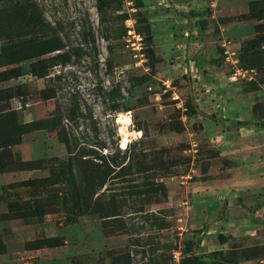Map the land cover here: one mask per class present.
<instances>
[{
  "label": "rangeland",
  "instance_id": "1",
  "mask_svg": "<svg viewBox=\"0 0 264 264\" xmlns=\"http://www.w3.org/2000/svg\"><path fill=\"white\" fill-rule=\"evenodd\" d=\"M212 254L264 264V0H0V264Z\"/></svg>",
  "mask_w": 264,
  "mask_h": 264
},
{
  "label": "trees",
  "instance_id": "2",
  "mask_svg": "<svg viewBox=\"0 0 264 264\" xmlns=\"http://www.w3.org/2000/svg\"><path fill=\"white\" fill-rule=\"evenodd\" d=\"M36 44H37V41L34 42L33 39L27 40V41L26 40H22V41H20V45L18 47H20V48H23V47L31 48V47H33ZM29 58H31V57H29ZM206 117L209 120H211L212 122H214L216 124H219V125H221L222 127H224L225 129H228V130H240L242 128H246V127L253 126V125L261 126V124L253 123V122H250V121H238V122H236V123H234L232 125H228L225 120L217 118V116H215V115H208ZM238 204L240 206L246 208V206H244L242 204L241 199H239ZM254 208L255 207H250L248 209L252 210ZM217 253H219V252H217ZM216 254H212V255H209V256H204V257H202L200 259V261L198 263L199 264H236L235 261L229 260V259H227L224 256H217ZM219 254H221V253H219ZM204 259H208L209 261H205Z\"/></svg>",
  "mask_w": 264,
  "mask_h": 264
}]
</instances>
